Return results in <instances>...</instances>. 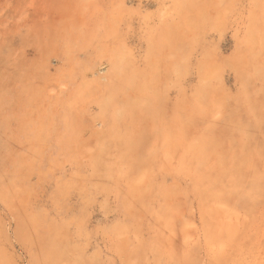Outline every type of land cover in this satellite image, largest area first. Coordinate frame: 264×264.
Listing matches in <instances>:
<instances>
[{
    "label": "rangeland",
    "instance_id": "rangeland-1",
    "mask_svg": "<svg viewBox=\"0 0 264 264\" xmlns=\"http://www.w3.org/2000/svg\"><path fill=\"white\" fill-rule=\"evenodd\" d=\"M0 264H264V0H0Z\"/></svg>",
    "mask_w": 264,
    "mask_h": 264
}]
</instances>
